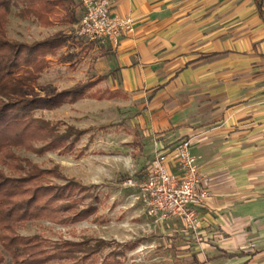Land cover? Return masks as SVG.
I'll return each instance as SVG.
<instances>
[{
  "label": "crops",
  "instance_id": "obj_1",
  "mask_svg": "<svg viewBox=\"0 0 264 264\" xmlns=\"http://www.w3.org/2000/svg\"><path fill=\"white\" fill-rule=\"evenodd\" d=\"M259 4L264 10V0H116L113 12L131 18L132 26L118 46H100L105 51L84 80H97L96 88L117 94L98 102H123L126 108L120 111H132L130 122L146 139L139 151L151 154L134 161L146 164L157 150L190 140L208 196L194 237L181 248L190 249L199 264H264V17ZM76 45L73 53L81 48ZM220 67L224 79L217 83ZM206 77L218 84L209 98L198 94Z\"/></svg>",
  "mask_w": 264,
  "mask_h": 264
},
{
  "label": "rangeland",
  "instance_id": "obj_2",
  "mask_svg": "<svg viewBox=\"0 0 264 264\" xmlns=\"http://www.w3.org/2000/svg\"><path fill=\"white\" fill-rule=\"evenodd\" d=\"M17 11L16 7H12L8 15V38L30 44L59 30H64L69 37L66 45L57 49L54 55L45 57L48 65L38 78L34 95L51 96L80 83L91 84L87 93L103 90L96 88L95 80L84 81L92 74L91 67L97 57L105 51L102 44L88 43L89 49L83 59L73 57L71 61L63 62L62 56L78 49V43H75L72 36L75 24L42 27L32 17H17ZM222 69H218L217 83L224 79ZM208 79L206 77L199 88L201 90H198V94L204 93L207 98L211 96L214 85H218L216 80ZM116 108H119V112ZM125 108L123 102L106 104L85 96L73 103L64 102L52 110H35L36 116L49 120L57 127L58 132H64L67 126L84 132L71 150L60 148L38 154L21 149L18 154L42 169L55 170L48 176L50 183L64 185L69 180H74L83 188L75 196L89 192L97 198L92 195L83 198L82 206L92 202L95 209L84 219L30 221L18 233L23 236L38 235L50 243L79 242L86 239H90L91 243L97 239L107 241L110 245L98 252L97 263L94 264H102L105 257L110 261L109 264H194L190 258V249L181 248L194 237V232L187 231L179 219L161 221L147 214L139 184L146 165L159 151H156L150 161L145 160L146 164L134 161L136 156H147L150 159L151 154L150 151H145L146 154L143 155L139 151L140 144L144 145L146 139L141 133L142 129L130 122L133 121V117L129 115L133 114L132 111H120ZM40 145V142L35 144L37 147ZM4 170L7 172L5 168ZM120 249L123 253L116 256L111 253ZM0 253L4 257L2 264H13L7 251L1 246ZM113 256L119 262H115ZM89 261L90 259L86 262L60 259L49 264H84Z\"/></svg>",
  "mask_w": 264,
  "mask_h": 264
},
{
  "label": "trees",
  "instance_id": "obj_3",
  "mask_svg": "<svg viewBox=\"0 0 264 264\" xmlns=\"http://www.w3.org/2000/svg\"><path fill=\"white\" fill-rule=\"evenodd\" d=\"M12 7L18 9L17 17H32L40 26L52 27L76 23L81 3L79 0H0V246L7 251L13 264H49L60 259L85 262L90 259L84 264H94L97 263L98 252L110 245L107 241L97 239L91 243L86 239L50 243L38 235L18 233L30 221L84 219L95 209L92 202L82 206L83 198L90 195L97 198L89 192L75 196L83 188L74 180L64 185L50 183L48 176L55 170L40 168L21 157L18 151L24 149L41 154L60 148L71 150L84 132L73 126L58 132L49 120L36 116L35 110H52L64 102L73 103L85 96L102 100L112 99L117 94L108 90L87 93L91 84L80 83L51 96L34 95L38 78L48 65L45 57L54 55L57 49L69 42V37L64 30H59L30 44L8 38L6 24ZM258 7L264 17L261 5ZM75 43L81 48L74 54L62 56L63 62H69L73 57L81 60L88 50L89 45ZM38 142L41 145L37 147L35 144ZM111 253L116 256L123 250ZM115 256L113 260L119 262ZM232 256L234 254H224L227 258ZM3 260L0 253V264ZM193 262L199 264L195 258ZM109 263L107 257L102 260V264Z\"/></svg>",
  "mask_w": 264,
  "mask_h": 264
},
{
  "label": "built area",
  "instance_id": "obj_4",
  "mask_svg": "<svg viewBox=\"0 0 264 264\" xmlns=\"http://www.w3.org/2000/svg\"><path fill=\"white\" fill-rule=\"evenodd\" d=\"M79 1L81 15L73 26L74 39L118 46L132 19L113 12L116 0ZM190 146L186 139L173 150L161 149L146 165L139 187L149 216L161 221L179 219L187 231L195 232L199 209L208 196V181Z\"/></svg>",
  "mask_w": 264,
  "mask_h": 264
}]
</instances>
